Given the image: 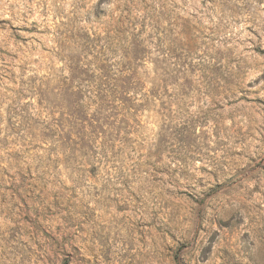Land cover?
Masks as SVG:
<instances>
[{
	"label": "rangeland",
	"instance_id": "1",
	"mask_svg": "<svg viewBox=\"0 0 264 264\" xmlns=\"http://www.w3.org/2000/svg\"><path fill=\"white\" fill-rule=\"evenodd\" d=\"M90 61L158 94L68 162ZM0 264H264V0H0Z\"/></svg>",
	"mask_w": 264,
	"mask_h": 264
},
{
	"label": "trees",
	"instance_id": "2",
	"mask_svg": "<svg viewBox=\"0 0 264 264\" xmlns=\"http://www.w3.org/2000/svg\"><path fill=\"white\" fill-rule=\"evenodd\" d=\"M124 65L114 64L107 66L111 69H124L123 71L128 72L119 77L116 74L115 77H111L101 74L104 69L97 63L90 61L82 63L81 66L75 64L74 71H76L77 75L69 78L68 82L70 85L65 90H60V93L67 92L71 96L77 97L75 104L79 110L74 113H66L68 119H64L63 122L59 123L55 118L57 113L52 110L53 106L50 103V111L47 116L50 122H46L48 126L45 128L49 129V140L52 144L60 143L65 145L63 155L68 159V162L72 158H76L78 161L81 156L84 157L89 153L100 154L102 157L113 155L114 139H110L107 132L102 131V128L96 125L105 127L104 124L107 122L103 120L105 113L113 112L118 108H124L126 111L133 110L136 105L143 107L150 101V95L158 94L157 91L152 93L146 90V80L138 75L136 63H126ZM149 82L151 86L158 90L161 88L162 80ZM59 106L63 111L65 110L64 104L61 103ZM88 109L94 110L93 117L88 118ZM98 130L101 131L98 133ZM98 134L102 135V138H98ZM53 151L55 149L50 148L49 154H55ZM79 154L80 157L78 156ZM44 160L40 159L37 164L25 161V164L30 167L26 171L31 172L33 169L37 173V171L45 172L49 170L53 164L52 159H46L47 162H44ZM80 164L76 162L77 168L81 166ZM26 180H28L26 184H32L29 179ZM22 184L24 185L25 182H22Z\"/></svg>",
	"mask_w": 264,
	"mask_h": 264
}]
</instances>
